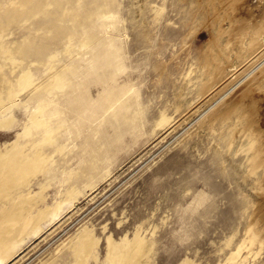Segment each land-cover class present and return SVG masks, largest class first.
<instances>
[{
    "label": "rangeland",
    "instance_id": "obj_1",
    "mask_svg": "<svg viewBox=\"0 0 264 264\" xmlns=\"http://www.w3.org/2000/svg\"><path fill=\"white\" fill-rule=\"evenodd\" d=\"M0 67V151L49 155L0 264H75L88 231L87 264L136 235L142 264H264V0H0Z\"/></svg>",
    "mask_w": 264,
    "mask_h": 264
},
{
    "label": "bare ground",
    "instance_id": "obj_2",
    "mask_svg": "<svg viewBox=\"0 0 264 264\" xmlns=\"http://www.w3.org/2000/svg\"><path fill=\"white\" fill-rule=\"evenodd\" d=\"M12 55L13 52L8 51V57L14 61ZM19 78L18 85L21 89H28L32 85V76L29 71L24 72ZM62 82L60 77H57L53 85L61 89L64 86ZM2 95L3 87L0 84V112L5 114L11 109L4 107L5 102L12 101L16 94L10 89L6 100ZM45 117L44 108L38 106L30 118L33 127L45 128L46 138L43 142L49 143L53 138L52 130ZM12 122L11 117L3 119L0 121V128H9ZM29 130L30 128L27 129V131ZM40 146L42 145L36 144L27 150L25 145L16 141L10 148L0 151V252L8 260L14 256L16 246L25 241L28 232L38 233L42 230L40 222L46 212L40 211L36 216L32 214L31 216L29 214L33 206L32 196L21 195L17 198L14 196L17 190L28 186L34 177L48 170L49 155L47 157L44 149ZM78 242L79 246L75 249V264H87V259L98 242L89 231L83 232ZM144 247L143 240L138 235L131 241L125 238L119 243L108 239V262L109 264H142ZM180 264L193 263L188 260Z\"/></svg>",
    "mask_w": 264,
    "mask_h": 264
}]
</instances>
